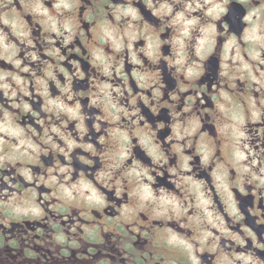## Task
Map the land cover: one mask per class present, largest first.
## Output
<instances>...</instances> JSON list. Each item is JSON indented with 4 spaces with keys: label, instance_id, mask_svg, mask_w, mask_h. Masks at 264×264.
<instances>
[{
    "label": "flooded vegetation",
    "instance_id": "obj_1",
    "mask_svg": "<svg viewBox=\"0 0 264 264\" xmlns=\"http://www.w3.org/2000/svg\"><path fill=\"white\" fill-rule=\"evenodd\" d=\"M0 264H264V0H0Z\"/></svg>",
    "mask_w": 264,
    "mask_h": 264
}]
</instances>
